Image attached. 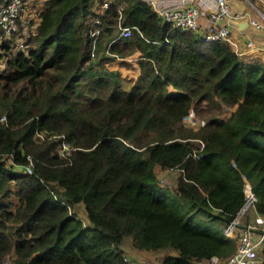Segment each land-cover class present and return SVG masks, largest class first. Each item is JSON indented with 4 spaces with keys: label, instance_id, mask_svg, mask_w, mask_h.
I'll use <instances>...</instances> for the list:
<instances>
[{
    "label": "trees",
    "instance_id": "trees-1",
    "mask_svg": "<svg viewBox=\"0 0 264 264\" xmlns=\"http://www.w3.org/2000/svg\"><path fill=\"white\" fill-rule=\"evenodd\" d=\"M23 2L18 30H0V264L230 255L224 227L246 185L264 215V57L206 42L146 0ZM191 111L208 118L188 126Z\"/></svg>",
    "mask_w": 264,
    "mask_h": 264
},
{
    "label": "built area",
    "instance_id": "built-area-1",
    "mask_svg": "<svg viewBox=\"0 0 264 264\" xmlns=\"http://www.w3.org/2000/svg\"><path fill=\"white\" fill-rule=\"evenodd\" d=\"M151 5L152 9L158 14L163 21H171L182 29L200 30L199 35L206 41H225L233 47L235 52L242 56L244 53L251 51H262L259 45H255L251 37L245 44V49L240 47L237 40L232 37L229 27V19H239L248 17V23L255 28L264 27V15L261 18H254L250 15H242L232 10L230 0H208L207 22L203 27L201 24V16L203 14L202 7L199 5L200 0H191L187 4L177 3L161 6L157 0H146ZM205 1V0H202ZM23 0H7L0 4V30L5 37H10L12 33L18 30L17 18L22 10ZM104 7L109 5V2H104ZM99 30L93 31L91 34L96 35ZM131 33L130 26H122L118 37H127ZM182 120L188 126H198L203 121L199 119L193 111L182 117ZM201 147L203 142L201 141ZM66 148V147H65ZM33 164L31 161L24 167L28 173L32 171ZM161 184L166 183L165 175L159 176ZM244 204L234 217L224 227V233L229 236H235V250L226 257L217 255L210 256L207 259L196 260L195 264H258V252L264 248V215L258 213L254 207L255 195L249 185L244 188ZM254 211V217L244 222V216L247 210ZM126 264H141L129 254L125 255ZM146 264H161L158 261H145ZM7 264V261L4 263Z\"/></svg>",
    "mask_w": 264,
    "mask_h": 264
},
{
    "label": "crops",
    "instance_id": "crops-1",
    "mask_svg": "<svg viewBox=\"0 0 264 264\" xmlns=\"http://www.w3.org/2000/svg\"><path fill=\"white\" fill-rule=\"evenodd\" d=\"M157 1H158V3L161 6H168L169 4H177V3L187 4L191 0H157ZM195 1H198V0H195ZM207 1L208 0H205V1L200 0L199 5H201V6L203 4L208 5L209 1L208 2ZM259 1H260L261 5H263V7H264V0H259ZM246 2L251 4V0H230V4H231L232 10L234 12L240 13L242 15H247V16L250 15L251 17H254V18L255 17L256 18H261L260 16L264 15V10H261L258 7H255L256 12L251 10L250 6L249 7H245ZM202 10L204 12H203V14L201 16V18H202L201 19V24H202L201 27H203L204 24L207 22V18H206L207 11L206 10H208V9L205 8L204 5H203ZM243 19H247L248 20V17L244 16V17H241L239 19H234V20H238L239 21V20H243ZM229 27L231 29L232 37L237 40V42L240 45V47L245 49L246 48L245 44H247L248 39L251 37V39L253 40V43L255 45H259V46H261V48H264V27L255 28L252 25H250V23H248L247 27L241 28V29L239 27H237L236 25L232 24V23H230ZM200 30H201V28H200ZM200 30H198L199 33H200ZM255 54H258V55H261L262 57H264V49L262 51H259V50L251 51L250 50L249 52L244 53V55H242V57L246 58V57H250V55H255ZM112 63L117 65L116 62H112ZM169 174H172V175L170 176ZM175 174H174V171L166 172L165 170L164 171L160 170L158 172V176L165 175V180H167V178H168V181H171L172 177ZM244 217H246L247 220L252 219L254 217V211L251 210V212L247 213ZM127 248H130V247L124 246V249H127ZM148 252H150V251H146V250H133L132 251L131 250V252H130L131 255L130 256L134 257L138 263L144 264L141 261L142 259L146 260V261H151V260H147V258H146V257H148L149 255L152 254V253L150 254ZM155 261H158V260H155ZM259 263H260V261L258 262V264Z\"/></svg>",
    "mask_w": 264,
    "mask_h": 264
},
{
    "label": "rangeland",
    "instance_id": "rangeland-1",
    "mask_svg": "<svg viewBox=\"0 0 264 264\" xmlns=\"http://www.w3.org/2000/svg\"><path fill=\"white\" fill-rule=\"evenodd\" d=\"M26 3H27V2H26ZM26 5H27V4H26ZM249 6L251 7V10H253L254 12H256L255 7H258L259 9L264 10V7H263V5H261V3H260L259 0H251V4L248 3V2H246L245 7H249ZM25 10H27V8H26ZM25 10H24L23 13H22L23 16H26V15H27V11H25ZM27 16H28V15H27ZM28 17H29V16H28ZM14 39H15L14 43L17 44V45H15V49H16V48L19 47V45L21 44L20 42L22 41V39H21L18 35H16V36L14 37ZM110 67H111V68H118V69L120 70L121 74H122L123 76H126V77H129V76H131V75L134 74V70H133V69H131V68H129V69H125L124 67H119V66L115 65L114 63L110 64ZM193 112H194L195 115H196L199 119H201L202 121H203V120H206V119L208 118V113H206V111H198V112L193 111ZM172 174H173V173H172ZM172 174H169V175L171 176ZM174 174H175V173H174ZM165 181H168V178H167V180H165ZM168 183H171V181H168ZM10 199H12L13 201H15V198H14V197H10ZM73 209H74V210L76 211V213L78 214V217L81 219L82 223L87 224V225H91L90 222H89L88 219H87L86 210H85V205L83 204V202L75 203V204L73 205ZM251 210H252V209H248V210H247V213H250ZM122 246H123V247H124V246H126V247H130L129 238H124V239H123V241H122ZM130 248H131V247H130ZM148 253H150V254L152 253V254L149 255L148 257H146L147 260L155 261V260L158 259L159 256H161L162 251L160 250V251H154V252H148ZM151 256H152V257H151ZM263 258H264V253L262 252V249H260L259 252H258V260L260 261V263H261V261L263 260ZM141 261H142V263H144L146 260H143V259H142ZM260 263H259V264H260ZM144 264H145V263H144Z\"/></svg>",
    "mask_w": 264,
    "mask_h": 264
},
{
    "label": "water",
    "instance_id": "water-1",
    "mask_svg": "<svg viewBox=\"0 0 264 264\" xmlns=\"http://www.w3.org/2000/svg\"><path fill=\"white\" fill-rule=\"evenodd\" d=\"M229 22L236 25L240 29L248 26V20L247 19H243V20H239V21L234 20V19H229Z\"/></svg>",
    "mask_w": 264,
    "mask_h": 264
}]
</instances>
